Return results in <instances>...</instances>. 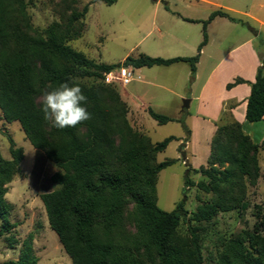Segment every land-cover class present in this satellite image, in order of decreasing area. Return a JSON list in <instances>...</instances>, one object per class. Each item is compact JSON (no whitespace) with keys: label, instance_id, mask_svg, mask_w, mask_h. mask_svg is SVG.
I'll use <instances>...</instances> for the list:
<instances>
[{"label":"trees","instance_id":"16d2710c","mask_svg":"<svg viewBox=\"0 0 264 264\" xmlns=\"http://www.w3.org/2000/svg\"><path fill=\"white\" fill-rule=\"evenodd\" d=\"M111 6L118 0H102ZM34 0H0V121L18 122L33 147L59 169L52 176L57 188L43 194L50 228L57 234L72 264H264V215L259 207L252 229L222 235L215 245L216 256L207 263L202 252V236L220 213L250 208V188L261 178L260 153L256 144L235 121L217 125L207 166L200 173L206 181L194 185L210 194L200 201L187 222V234L179 232L185 222L184 199L174 211L158 206L157 184L160 173L177 160L158 162L177 138L159 143L136 129L129 121V106L120 93L103 84L88 86L89 78L102 80L105 74L123 66L135 69L187 63L196 73L201 51L208 43L207 27L217 17L234 18L224 11L213 12L203 21V41L193 57L153 58L146 54L127 57L123 64L108 65L91 60L73 49L71 42L83 37L86 5L79 0H60L55 6L59 21L44 31L32 24L29 7ZM188 22H196L185 19ZM256 80L250 83L246 120L264 118V55ZM72 78L88 97L92 118L76 127L58 130L43 119V91ZM247 83L236 79L227 86ZM159 124L180 122L147 109ZM11 159L0 149V237L11 234L13 206L6 195L8 186L21 175L24 150L10 138ZM32 240V239H31ZM21 259L4 264H38L32 243L24 246Z\"/></svg>","mask_w":264,"mask_h":264},{"label":"rangeland","instance_id":"374dc122","mask_svg":"<svg viewBox=\"0 0 264 264\" xmlns=\"http://www.w3.org/2000/svg\"><path fill=\"white\" fill-rule=\"evenodd\" d=\"M59 1L34 0L30 5L29 14L32 24L37 30L44 31L52 23L59 21V15L55 12V6ZM210 1L233 9L252 12L264 20V8L262 10L257 8L259 0ZM86 5L89 7L85 18L86 31L82 38L71 42L70 45L73 49L87 55L91 60L108 65H122L121 62L126 56L137 57L138 54L143 53L153 58L166 59L169 47L163 45L160 38L167 34L195 38L198 33L200 34L202 26L184 20H202L208 16L212 9V5L198 3L197 0H118L111 6L102 0H79L80 9ZM231 17L243 18L233 14ZM247 22L250 21L243 18L242 26L231 25V35L234 37L239 32L243 33L249 29L246 28L248 27ZM249 26L259 30V26L252 22ZM260 32L263 34V40L258 42V46L264 55V29ZM170 53H181L185 56L190 54L185 49H172ZM122 67L123 65L120 68ZM184 67L186 64H179L170 69L156 67L154 68L156 74H153L152 77H144L135 73L134 82L128 86H124L119 79L118 70L120 68L105 74L102 80L89 78L84 81L88 86L103 84L115 88L123 100L129 103H127L128 106L130 105L133 110L139 109V115L134 113L130 117L128 114V119L136 129L146 133L153 143L162 142L169 137L177 138L158 156V162L167 159H174L177 162L160 173L157 193L159 208L166 212H172L176 205L184 199L186 191L185 222H182L179 229L183 235L187 234L188 220L200 205L199 199L207 201L211 197L210 194L200 192L196 186H186L187 179H190L194 185L206 181L200 173L195 172L199 171L201 167L207 166L208 157L205 156V147L203 146L205 137L204 135L197 136L201 144H199L200 146L196 145L193 150L192 148L189 150L187 160V153L180 147V141H186L189 130L185 132L182 129L183 125L177 121L159 125L143 108V106L150 107L155 112L170 117L175 114L176 102L163 104V91L154 87L145 89L142 82L150 81L161 84L165 80L183 75L181 69ZM168 70L172 71L170 72L171 76L166 74ZM146 93L147 95H145ZM187 117V114H183L176 118L183 119L188 126ZM10 138L14 140L17 147L24 150L25 158L20 166L21 175L16 176L8 186L6 199L13 206L10 221L16 227L11 234H4L0 237V264L20 260L24 246L28 242L32 243L33 253L38 259V264H72L71 258L65 252L57 234L50 228L45 206L41 200L43 194L50 193L57 188L51 179L59 169L46 158L43 152H39L33 147L20 123L9 124L1 120L0 149L5 159H11ZM261 166H263V161H261ZM261 171L262 176L258 185L249 190L250 208L241 215L237 211L220 213L214 222L207 226V231L202 236V252L207 263L210 257L216 256L215 245L220 236L252 229L258 220L256 207H259L264 215V169L261 168Z\"/></svg>","mask_w":264,"mask_h":264},{"label":"crops","instance_id":"0c3cea01","mask_svg":"<svg viewBox=\"0 0 264 264\" xmlns=\"http://www.w3.org/2000/svg\"><path fill=\"white\" fill-rule=\"evenodd\" d=\"M197 2L212 5V9H210L206 18L202 20H193L196 22H189L202 26L200 34L198 33L193 39L189 36L177 37L168 34L163 35L160 41L163 45L169 47V54L165 56L166 59L185 56L181 53L171 54L170 52L172 49H185L190 52V54L186 55L187 57L196 56L198 54V48L203 41L202 22L208 20L210 15L217 10L228 13L230 17L231 14L243 17L246 21L258 25L259 32L249 26L250 22H247L248 27L246 28L249 29L243 31V33L239 32L238 35L233 37L230 33L231 25L242 26L243 18H234L235 21L233 22L228 18L217 17L210 22L207 27L208 43L201 51L194 76L187 63H177L171 66L156 67L170 69L179 64H186V67L181 69L183 75L174 79L170 78L169 80H165L161 84L150 81L142 82V80H139V82H142V85L146 87L145 89L154 87L163 91V104L176 102L175 114L170 117L176 118L183 114L188 115L187 123L189 121V125L187 124V128L189 130V135L185 142L180 141V147L187 153V160L189 150L191 148L193 150L196 145L201 144L197 136L204 135V153L205 156L208 157V161L211 153V142L217 131V125L235 120L242 125L243 131L250 136L256 144L263 147L259 161L260 166L261 161H263V166H261V168L264 169V118L256 123H250L246 120L247 102L251 94L250 83L255 82L258 69L261 66V48L259 49L258 42H262L263 40V34L260 30L262 31L264 29V20L252 12L222 6L210 0H197ZM257 8L259 10L264 8V0H259V3L257 2ZM245 23H243V25H246ZM127 57L128 56H126L121 63H123ZM156 67L134 68V70L135 73L141 76L152 77L153 74H156V71H154ZM170 72L172 71L168 70L166 74L171 76ZM236 79H243L247 83L239 84L228 89L227 86ZM145 95H147V93ZM183 99L189 100V108H183ZM129 107L130 117L133 116L134 113L135 115L140 114L139 109L133 110L130 105ZM143 108L144 111L147 112L148 108L146 106H143ZM182 129L187 132L184 128Z\"/></svg>","mask_w":264,"mask_h":264},{"label":"clouds","instance_id":"9594fccd","mask_svg":"<svg viewBox=\"0 0 264 264\" xmlns=\"http://www.w3.org/2000/svg\"><path fill=\"white\" fill-rule=\"evenodd\" d=\"M87 105L88 97L72 78L43 91L41 96L43 119L58 130L76 127L90 120L92 114Z\"/></svg>","mask_w":264,"mask_h":264},{"label":"built area","instance_id":"2783aa9c","mask_svg":"<svg viewBox=\"0 0 264 264\" xmlns=\"http://www.w3.org/2000/svg\"><path fill=\"white\" fill-rule=\"evenodd\" d=\"M119 79L124 86L130 85L135 80V70L131 66H123L119 70Z\"/></svg>","mask_w":264,"mask_h":264},{"label":"water","instance_id":"95a60500","mask_svg":"<svg viewBox=\"0 0 264 264\" xmlns=\"http://www.w3.org/2000/svg\"><path fill=\"white\" fill-rule=\"evenodd\" d=\"M183 108H189V100H184L183 101Z\"/></svg>","mask_w":264,"mask_h":264}]
</instances>
